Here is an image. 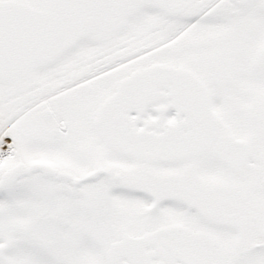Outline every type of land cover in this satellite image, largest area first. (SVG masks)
<instances>
[{"label": "snow or ice", "instance_id": "snow-or-ice-1", "mask_svg": "<svg viewBox=\"0 0 264 264\" xmlns=\"http://www.w3.org/2000/svg\"><path fill=\"white\" fill-rule=\"evenodd\" d=\"M0 264H264V0H0Z\"/></svg>", "mask_w": 264, "mask_h": 264}]
</instances>
